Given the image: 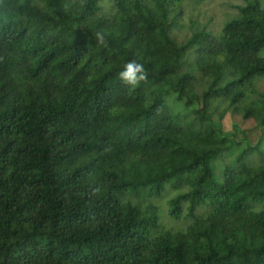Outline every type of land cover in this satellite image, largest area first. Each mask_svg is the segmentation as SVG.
<instances>
[{
    "label": "trees",
    "instance_id": "1",
    "mask_svg": "<svg viewBox=\"0 0 264 264\" xmlns=\"http://www.w3.org/2000/svg\"><path fill=\"white\" fill-rule=\"evenodd\" d=\"M176 1L0 0V264H264V147L221 125L264 129V3L179 42Z\"/></svg>",
    "mask_w": 264,
    "mask_h": 264
},
{
    "label": "rangeland",
    "instance_id": "2",
    "mask_svg": "<svg viewBox=\"0 0 264 264\" xmlns=\"http://www.w3.org/2000/svg\"><path fill=\"white\" fill-rule=\"evenodd\" d=\"M243 1L244 0H181V14L176 21L177 23L172 30V34L179 42H184L198 29L219 32L226 20L238 12L235 6L240 5ZM262 1L264 3V0ZM260 91L264 93V79L261 83ZM219 124L220 123H218V125ZM221 125L223 132L233 134L235 141L244 142L243 138L248 136L254 143L261 140L262 147H264V129L254 128L256 122L253 119L244 120L241 116L230 113L223 118ZM248 130L251 132H247ZM243 146H245V143ZM220 163L221 160L219 159L213 163L214 175L216 178L220 176ZM156 196L160 197V195ZM156 196L154 197L157 198ZM166 199L167 201H164L163 206L161 205L162 202L161 204H157L160 205L158 211L160 221L164 222L165 220L168 223L171 222V225L176 223L183 224L185 215L178 219L172 217L170 214V203H168L170 197ZM159 202L160 201H158V203ZM187 221L189 220L187 219Z\"/></svg>",
    "mask_w": 264,
    "mask_h": 264
},
{
    "label": "clouds",
    "instance_id": "3",
    "mask_svg": "<svg viewBox=\"0 0 264 264\" xmlns=\"http://www.w3.org/2000/svg\"><path fill=\"white\" fill-rule=\"evenodd\" d=\"M97 39L103 43V36L97 34ZM120 80L131 86H136L141 81L147 79V72L142 63H138L136 60L129 61L124 65V70L119 73ZM254 213L259 214L261 211H264V208L257 206L252 210Z\"/></svg>",
    "mask_w": 264,
    "mask_h": 264
}]
</instances>
